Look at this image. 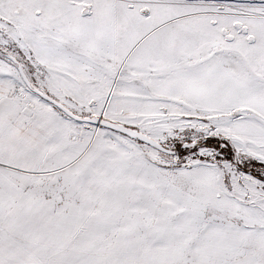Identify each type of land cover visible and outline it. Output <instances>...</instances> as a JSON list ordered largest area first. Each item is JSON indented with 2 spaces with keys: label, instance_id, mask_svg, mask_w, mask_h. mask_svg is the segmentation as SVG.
<instances>
[{
  "label": "snow or ice",
  "instance_id": "6c2138e0",
  "mask_svg": "<svg viewBox=\"0 0 264 264\" xmlns=\"http://www.w3.org/2000/svg\"><path fill=\"white\" fill-rule=\"evenodd\" d=\"M0 264H264V0H0Z\"/></svg>",
  "mask_w": 264,
  "mask_h": 264
}]
</instances>
